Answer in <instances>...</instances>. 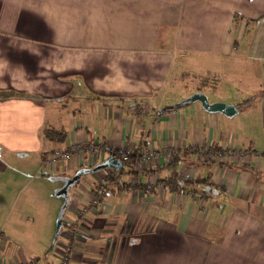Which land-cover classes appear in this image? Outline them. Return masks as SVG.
Returning <instances> with one entry per match:
<instances>
[{
  "label": "crops",
  "instance_id": "crops-1",
  "mask_svg": "<svg viewBox=\"0 0 264 264\" xmlns=\"http://www.w3.org/2000/svg\"><path fill=\"white\" fill-rule=\"evenodd\" d=\"M20 4L0 0V236L5 242L0 264L25 262L15 255L20 238H43L39 252L49 251V233L41 237L35 231L45 219L35 210V176L43 167L55 169L44 164L53 151L78 141L126 146L138 155L145 145L156 148L158 156L135 163L138 174L111 175L101 185L104 171L93 173L70 191L63 227L47 254L52 264H62L68 245V264H209L212 246L228 252L232 237L241 238V250L264 264V0H188L191 35L182 31L184 37L175 39L176 45L179 40L191 44L192 59L206 56L221 65L220 74L235 90L225 89L229 93L211 102L235 106L233 117L209 113L199 103L165 110L176 104H166L162 96L173 61L156 47L151 57L144 48L132 53L131 42L126 50L111 52L80 38L78 50H37L34 37L19 35L35 13L25 8L30 0ZM147 103L149 112L135 111ZM47 125L65 128L66 141L44 139L41 130ZM201 142L254 154L227 165L204 163L191 150ZM174 145L175 162L161 156L163 148ZM71 159L62 166L67 177L81 166L79 157ZM182 166L195 177L186 191L173 188ZM153 179L166 183L163 192L143 187ZM23 186L28 194L11 212ZM100 189L110 196L92 205L87 193Z\"/></svg>",
  "mask_w": 264,
  "mask_h": 264
},
{
  "label": "rangeland",
  "instance_id": "rangeland-1",
  "mask_svg": "<svg viewBox=\"0 0 264 264\" xmlns=\"http://www.w3.org/2000/svg\"><path fill=\"white\" fill-rule=\"evenodd\" d=\"M23 2L24 0H21V7ZM25 8L33 9L35 13L30 16L28 29L26 31L20 29L19 35L34 37L37 50H46L41 48L45 46L57 47L58 50H78V41L80 38H86L90 42L93 41L90 46L95 47V50L111 52L126 50L129 46L128 42H131L130 51L132 53L139 51L138 48H144L149 56L153 57L157 49L163 52L162 56L165 58L172 57L173 63L168 67L162 91L166 104L181 102L191 96L193 94L191 92L198 88H204L203 93L207 95L210 102L216 96L220 98L219 96L229 93L225 89L235 90V86L220 74V64H215L214 60L207 59L206 56L202 58L197 55L192 59L191 44L188 45L183 40H179L178 45L175 44L176 37L177 39L182 35L184 37V32L191 35V5L188 4V0H30V4ZM236 46V43H233L232 53H234L233 50L236 49ZM166 69L167 67H165ZM66 100L67 98L64 99V101ZM149 107L151 105L147 103L144 112H140L139 108H136L135 111L138 109V112L143 114L149 112ZM175 107L165 110L179 109ZM159 117V111L153 115V119L156 121L160 119ZM202 144L205 146L206 143L201 142L200 146ZM143 146L144 152L151 148L157 151L154 147ZM170 147H173L175 151L177 149L175 145ZM142 154L143 152L139 155L137 163L150 162H142ZM197 154L201 158L199 153ZM153 160L151 159V161ZM64 162L67 161L57 162V170L56 166L52 170L43 167L41 173L35 176L36 182L33 187L36 199H39L35 206L36 213L40 217L45 216L44 220H39L35 231L37 235L41 236L42 234L41 237L49 233V249L55 245V241L58 239L55 240L57 219L64 201L56 196L62 182L55 180L54 177L65 176L62 167ZM124 167L128 170L129 165L125 164ZM183 167L186 166L178 169V176ZM45 174L50 176H42ZM87 175L81 177L75 187L82 186L84 184L82 179L86 181ZM157 182L159 181L154 179L147 180L143 187L149 191L159 189L163 192L165 187L160 188ZM160 182L166 184L163 180ZM150 183H152L151 187L148 186ZM31 188L32 184H30ZM27 194V186L16 191L11 212H15L19 208ZM31 237L25 239L19 237L21 246L20 249L19 247L16 249V259L26 262L34 258L37 261L33 264H52L50 256H47L50 250L47 251L46 249L47 252H39L45 245L43 238L34 242L30 239ZM217 239L219 243L223 244L221 235ZM241 246V238L239 237H232L228 252L221 246H212L210 251L213 257L211 260L208 259L209 264H214V260L215 264H237V261L240 264H257L254 254L250 251H242ZM33 256H37V258ZM4 260L6 262V258Z\"/></svg>",
  "mask_w": 264,
  "mask_h": 264
},
{
  "label": "built area",
  "instance_id": "built-area-1",
  "mask_svg": "<svg viewBox=\"0 0 264 264\" xmlns=\"http://www.w3.org/2000/svg\"><path fill=\"white\" fill-rule=\"evenodd\" d=\"M140 112H144V108H139ZM212 144L206 143L205 146L202 144L200 147L196 148L195 143H193V146L191 147L192 150H199V155L202 158H206L204 153L208 154V158H215L220 163H226L230 164L237 160H247V158L251 155H253V151L249 148H241V147H232V146H224L222 148L211 150L210 146ZM175 150L173 147L167 146L164 151L162 152L161 156H166L169 158H173L175 155ZM135 153L134 149H129L126 146L117 147L113 143L108 142H99L95 143L92 141H78L72 144V148H70L69 151H63V150H56L51 153L50 157L44 161V164H48L49 168H54L57 165V162L59 160H68L72 157H79L81 160V166L85 167H93L97 163V161H103L104 158L109 155L112 156H120L124 160L129 159L133 154ZM158 152L154 151L152 148L148 149L147 151L143 152L141 156V161H151V159H157ZM98 173V172H97ZM104 173L100 179L99 182L101 185H104L107 180L106 176L108 175H114V177H117L116 172L114 170H104ZM194 176V173L187 169L186 167H183L179 171V177L183 178L185 180L190 179ZM133 183L138 184V181L134 180ZM158 186L160 188H164L165 184L163 182H157ZM149 187L152 186V183L148 184ZM176 185H173V188H175ZM90 197V203L92 205H98L101 202H104V199L106 196H110V192H105L104 190H95L94 192H90V194L87 193ZM4 238L0 236V256L3 252V245L5 242ZM66 251L70 254L71 247L68 245L66 247ZM69 254H65V257L63 259L62 264H68L69 262ZM34 258L30 261L22 262L19 264H33Z\"/></svg>",
  "mask_w": 264,
  "mask_h": 264
},
{
  "label": "water",
  "instance_id": "water-1",
  "mask_svg": "<svg viewBox=\"0 0 264 264\" xmlns=\"http://www.w3.org/2000/svg\"><path fill=\"white\" fill-rule=\"evenodd\" d=\"M195 102H199L202 108L209 113H220L225 115L226 117H233L238 112L235 106L230 105L228 103L219 101L210 102L207 95L203 92H195L188 98L182 100L179 103H176L175 106L178 107L181 105H187ZM124 164V161H122L121 159L111 156L108 157L105 161L93 167H82L78 169L73 176L54 177L55 180L62 182V186L56 193V196L64 200L63 205L58 214L55 240L59 237L60 231L63 227V218L71 199L70 191L77 185L81 177L87 174L97 173L105 169H113L115 171H120L124 167Z\"/></svg>",
  "mask_w": 264,
  "mask_h": 264
},
{
  "label": "trees",
  "instance_id": "trees-1",
  "mask_svg": "<svg viewBox=\"0 0 264 264\" xmlns=\"http://www.w3.org/2000/svg\"><path fill=\"white\" fill-rule=\"evenodd\" d=\"M33 100H35V101H37L38 99H40L41 97H31ZM183 106H185V105H181V106H178V107H175V108H182ZM174 107V106H173ZM41 135H42V137L44 138V139H47V140H49V141H52V142H59V143H64L65 141H66V138H67V131L65 130V128H63V127H55V126H51V125H47V126H45L42 130H41ZM70 148H72V145L69 147V148H67L66 150H63V151H69L70 150ZM219 148H222V146L221 147H217V146H213V145H211L210 146V149L212 150H216V149H219ZM56 151V150H55ZM54 152V151H53ZM192 152H194V153H199V150H193ZM204 155H205V157L206 158H202L201 157V159L203 160V162L204 163H212V162H216V163H219V164H222V165H225L226 163H220L219 161H217L215 158H208V154L207 153H204ZM112 155H109L108 157H111ZM177 154H175V156H174V158H173V160H174V162H175V160L176 159H178L177 157ZM108 157H106L103 161H105ZM114 157H117V158H119V159H121L122 161H124V163L126 164V165H129L130 166V168L128 167V170H126L125 169V167H123L120 171H115L114 170V172H116V173H118L117 174V178H120L123 174H129V175H131V174H138L139 172L137 171V170H135L134 169V164L135 163H137L138 162V158L140 157L137 153H136V151H135V153L133 154V156H131L129 159H127V160H124L123 158H121L120 156H118V155H116V156H114ZM176 157V158H175ZM69 160V159H68ZM67 161V160H66ZM102 161V162H103ZM101 163V162H100ZM124 164V165H125ZM96 165V164H95ZM227 165V164H226ZM82 167H85V166H80L79 167V169L80 168H82ZM106 170H108V169H106ZM48 177L50 176V175H47ZM109 178H113L112 176H111V174L110 175H108V176H106V179H109ZM117 178H114V179H116L117 180ZM178 178H179V176H178ZM113 180V179H112ZM179 180L180 181H178L176 184L178 185H176V188H179V190L181 189V190H185L186 191V189H185V185H188V184H194V180H195V177L193 176L192 178H190V179H187V180H185V179H183V178H179ZM178 183H182V188L181 187H179V184ZM138 185H140V183H138ZM140 186H142V184L140 185ZM183 190V191H184ZM191 193V192H190ZM54 247V246H53ZM53 247L51 248V249H49L50 251L53 249Z\"/></svg>",
  "mask_w": 264,
  "mask_h": 264
}]
</instances>
